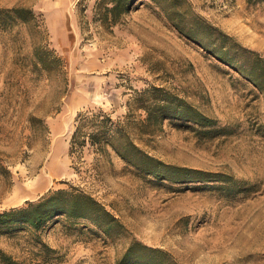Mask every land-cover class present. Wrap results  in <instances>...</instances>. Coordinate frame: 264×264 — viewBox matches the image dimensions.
Instances as JSON below:
<instances>
[{
	"label": "rangeland",
	"instance_id": "rangeland-1",
	"mask_svg": "<svg viewBox=\"0 0 264 264\" xmlns=\"http://www.w3.org/2000/svg\"><path fill=\"white\" fill-rule=\"evenodd\" d=\"M187 1L264 55V0ZM15 5L34 19L3 12ZM34 46L53 59L50 72ZM153 86L214 125L167 117L138 129ZM99 109L149 154L217 176L157 180L86 134L70 151L76 126L87 131ZM56 188L90 193L116 221L108 231L65 215L39 229L0 225V249L20 264H140L133 242L158 249L151 264H264V91L179 32L155 1L135 0L104 26L97 0H0V210Z\"/></svg>",
	"mask_w": 264,
	"mask_h": 264
},
{
	"label": "trees",
	"instance_id": "trees-1",
	"mask_svg": "<svg viewBox=\"0 0 264 264\" xmlns=\"http://www.w3.org/2000/svg\"><path fill=\"white\" fill-rule=\"evenodd\" d=\"M134 1L97 0V14L101 24L104 26L115 24L124 13L129 11ZM152 1L160 4L179 32L197 42L218 60L238 70L260 91H264V55L243 45L221 27L201 18L192 11L191 4L187 0ZM3 12L23 21L29 17L34 19L31 9L23 6L15 5ZM34 54L42 67L50 72V61L53 59L42 57L35 46ZM143 94L148 96L140 104L145 116L138 122V129L152 132L155 128H159L162 120L167 117L196 123L201 127L213 126L215 123L214 118L206 115L198 107L175 93L153 86L145 89ZM91 117L92 125L87 131H84L81 125L76 126L71 136L70 151L74 142L83 145L86 137L82 139H78V137L86 134L91 145L96 144V147L102 151L108 147L111 148L116 155L133 166L137 172L152 176L157 180L165 179L174 183L200 182L217 176L198 169L173 165L149 154L135 142L125 124L120 120H113L109 115H103L100 109ZM57 215L87 219L103 231H108V224L116 221V217L90 193L79 188H56L44 192L36 199H27L20 205L0 210V225L24 223L34 229H39ZM134 246L143 248L145 253L141 256L144 261H140V264L153 262V257L158 249L133 242L128 247V251ZM0 261L3 264H20V261L2 249H0ZM117 264L123 263L118 261Z\"/></svg>",
	"mask_w": 264,
	"mask_h": 264
}]
</instances>
